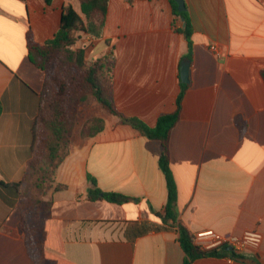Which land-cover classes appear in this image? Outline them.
<instances>
[{
  "label": "crops",
  "instance_id": "obj_1",
  "mask_svg": "<svg viewBox=\"0 0 264 264\" xmlns=\"http://www.w3.org/2000/svg\"><path fill=\"white\" fill-rule=\"evenodd\" d=\"M67 2L80 13L78 0H0V181L22 193L0 187V264H33L20 196L50 202L36 215L44 256L57 264H182L178 231L156 216L167 201L160 142L120 124L93 96L78 107L69 148L48 182H34L40 172L28 170L44 73L28 58L27 31L38 44L52 39ZM184 2L193 28L189 87L168 141L178 218L192 234L262 237L239 258L191 264H264V0ZM183 24L169 0H109L101 37L80 33L74 48L84 49L86 63L107 57L117 110L153 127L175 110L188 53ZM95 117L103 130L82 138ZM88 174L102 191L131 199L88 200Z\"/></svg>",
  "mask_w": 264,
  "mask_h": 264
},
{
  "label": "trees",
  "instance_id": "obj_2",
  "mask_svg": "<svg viewBox=\"0 0 264 264\" xmlns=\"http://www.w3.org/2000/svg\"><path fill=\"white\" fill-rule=\"evenodd\" d=\"M51 0H46L50 3ZM80 13L67 2L62 5L60 25L54 37L43 44L33 40L27 31V50L30 62L44 73L42 89L37 93L38 108L32 126L31 159L28 170L50 175L61 157L67 152L70 144L72 126L77 109L88 96H93L98 104L109 114L116 116L120 124L129 125L142 136L157 140L161 145L158 167L161 170L167 189V201L163 214L156 215L162 223L178 231V239L185 258L182 264H191L193 260L205 256H227L239 258L232 251L222 249L200 250L193 244V234L178 218L176 207L177 186L169 165L168 141L172 128L177 123L182 101L189 85L179 81V93L172 113H162L157 117L153 127L146 125L135 117L120 113L113 101L111 65L107 57L94 58L89 63L84 59V49L74 48L79 34L84 33L92 39L101 37L109 0H78ZM131 3L133 0H126ZM175 17L183 18L184 26L178 29L188 43V53L183 59L190 60L193 28L187 11L178 12L174 0H169ZM108 43V41H105ZM54 69L50 72L51 66ZM104 128V121L95 117L87 120L81 128V137H93ZM91 184L87 198L90 201L105 200L121 204L131 198L125 195L104 192L98 188L96 180L87 175ZM2 188H14L21 195L20 185L5 184ZM63 187L57 185L55 191ZM50 202L20 196L21 226L25 234L26 248L33 264H57L56 260L44 256L43 246L45 233L42 220L37 217L42 209L49 208ZM37 210L34 214L33 211ZM37 214V215H36Z\"/></svg>",
  "mask_w": 264,
  "mask_h": 264
},
{
  "label": "built area",
  "instance_id": "obj_3",
  "mask_svg": "<svg viewBox=\"0 0 264 264\" xmlns=\"http://www.w3.org/2000/svg\"><path fill=\"white\" fill-rule=\"evenodd\" d=\"M211 49L216 52V47ZM258 231H246L240 236L220 234L211 229L193 233V244L200 250L222 249L230 247L234 255L241 256L244 252L256 250L261 242ZM233 259V257H229Z\"/></svg>",
  "mask_w": 264,
  "mask_h": 264
},
{
  "label": "water",
  "instance_id": "obj_4",
  "mask_svg": "<svg viewBox=\"0 0 264 264\" xmlns=\"http://www.w3.org/2000/svg\"><path fill=\"white\" fill-rule=\"evenodd\" d=\"M174 2L177 4V11L178 12H183L186 11V6L184 0H174ZM183 21L184 19L181 18ZM184 26V24H183ZM189 65L190 62L189 60H182L180 62L179 66V79L181 83L188 84L189 83ZM226 250L230 251L231 248L227 247Z\"/></svg>",
  "mask_w": 264,
  "mask_h": 264
},
{
  "label": "rangeland",
  "instance_id": "obj_5",
  "mask_svg": "<svg viewBox=\"0 0 264 264\" xmlns=\"http://www.w3.org/2000/svg\"><path fill=\"white\" fill-rule=\"evenodd\" d=\"M53 69H54V65L51 66V68H50L51 71L50 72H52ZM50 177H51L50 172L48 174H44V173L40 172L34 182H39V184L41 186H44L45 183L48 182Z\"/></svg>",
  "mask_w": 264,
  "mask_h": 264
}]
</instances>
